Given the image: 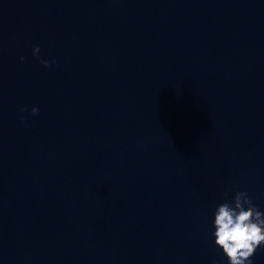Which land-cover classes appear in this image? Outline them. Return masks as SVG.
Instances as JSON below:
<instances>
[{
  "label": "water",
  "instance_id": "obj_1",
  "mask_svg": "<svg viewBox=\"0 0 264 264\" xmlns=\"http://www.w3.org/2000/svg\"><path fill=\"white\" fill-rule=\"evenodd\" d=\"M237 191L264 211V0H0V264H229Z\"/></svg>",
  "mask_w": 264,
  "mask_h": 264
},
{
  "label": "clouds",
  "instance_id": "obj_2",
  "mask_svg": "<svg viewBox=\"0 0 264 264\" xmlns=\"http://www.w3.org/2000/svg\"><path fill=\"white\" fill-rule=\"evenodd\" d=\"M39 46H34L33 56H39ZM21 62L25 57H21ZM55 61L41 60L45 68H50ZM27 111L26 108L21 109ZM32 115H38L39 109L33 107ZM23 119V118H22ZM227 195V194H226ZM213 233L215 245L223 250L229 264H253L252 257L264 247V211L253 203L245 191H237L234 206L225 202L215 212Z\"/></svg>",
  "mask_w": 264,
  "mask_h": 264
}]
</instances>
